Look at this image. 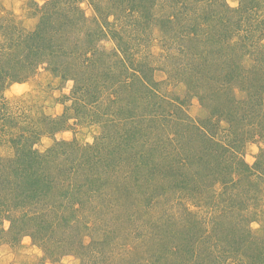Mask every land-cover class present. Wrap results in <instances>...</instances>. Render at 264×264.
<instances>
[{
  "label": "rangeland",
  "instance_id": "rangeland-1",
  "mask_svg": "<svg viewBox=\"0 0 264 264\" xmlns=\"http://www.w3.org/2000/svg\"><path fill=\"white\" fill-rule=\"evenodd\" d=\"M58 16L75 22L69 72L0 86V168L23 135L51 151L27 221L0 192V264H165L152 235L184 234L191 255L188 232L200 253L236 228L250 247L220 264H264V0H0L4 57Z\"/></svg>",
  "mask_w": 264,
  "mask_h": 264
},
{
  "label": "trees",
  "instance_id": "trees-1",
  "mask_svg": "<svg viewBox=\"0 0 264 264\" xmlns=\"http://www.w3.org/2000/svg\"><path fill=\"white\" fill-rule=\"evenodd\" d=\"M49 19H52V17H49ZM73 20L74 18L70 16H58L57 19L51 20V24L49 22H47L46 24H42L38 30L30 33L26 37L27 40L22 41V44L18 49V52H20L19 56L16 52L10 54V57H13L14 59H10V57H4L6 54L4 50L5 44L0 41V62H2L3 65L5 62L8 63L7 66H4L0 69V80H2L0 81V86L3 88V86H5L7 82L25 81L31 76V74H33V72H26L28 68L34 70L40 65L47 66L46 64H48L52 72H62V75L63 73L67 74V72H69L68 63L70 64V62L68 61V63H65L61 56L64 55L66 57L67 55H69V50L74 49L70 47V42H68L65 38H62V36H65L68 31L76 32L74 27L72 26V24H75ZM69 59H71V57ZM130 70L133 71L132 76L136 78H139V74L142 73V69L135 67L134 65L130 68ZM75 104L77 105L78 103ZM238 117L242 118L240 115ZM50 125L51 128H53V130L56 132L58 130H61L62 124L57 123L56 120L52 119ZM48 132L51 133L52 130H49ZM28 140V136L23 135L21 140L23 146L19 145V142L14 143V146H16L18 149L16 158L12 159V166L16 165L17 168L14 171L10 170L9 172L5 171V167L0 168V192L4 190L3 194H6L5 191H7L8 194L12 195V205L15 209H23L22 214L24 215V221H27V219L25 218V214L27 212L24 211L30 209L29 211L33 212L34 208L32 207L36 205V202L39 201L42 195L46 196L49 192V190H45V187L48 186V181H44L45 176L43 175V172H40V170L46 167L45 158L51 153V151L46 152L47 154L45 155L40 151L28 149L26 146ZM53 154L54 150L52 151V155ZM207 156H204L203 154L199 156L200 161L203 162L201 165H204L205 161L208 162V159L206 160V158H208ZM98 165L99 163L95 164L94 170H98ZM244 171L246 172L248 171V169ZM184 177L185 175L182 174V178ZM180 188L188 190L183 187ZM238 189L239 187L237 186L234 190ZM4 202L5 199H2L0 197V206H2ZM192 226L194 229L196 227L195 223ZM41 228H43V231L49 232V229L51 227L47 225V228L42 226ZM236 229H238V234L234 232L228 239L229 242L226 245H231V248L233 246H236V253L240 252L244 254L245 250H243V248L246 249V245L247 247H250L252 237L250 231L247 228ZM239 230L244 232H240ZM189 233L191 234V236ZM152 237H154L155 241L158 242L159 245L157 247V250L150 251V257L155 258L161 262L165 259V264H171L172 254L176 255V253L178 254L180 252L179 247L181 243H177V241L183 239L185 235L179 232H166L165 230L163 234L152 235ZM186 237H188V239L190 238L188 252H190L191 255L179 253V255L183 254L182 258L180 259H184L186 261L184 263L186 264H190L189 259H192V256L196 257V255L198 259L202 260V264H220L221 262L218 260L219 258H221L220 252H226L223 254V256L227 254L226 258H228V252L232 251L230 247L221 244L211 246V241L206 240V246L203 244V246H205L206 248L204 247L203 250L201 249L202 251L199 253L198 250L196 252L195 244L203 242L206 234L203 232L199 234L197 231H193V233H191L190 231L188 232ZM175 242L176 244L174 245ZM193 245H195L194 248H192ZM215 248H217L219 252ZM137 260L139 259H137L136 257V261Z\"/></svg>",
  "mask_w": 264,
  "mask_h": 264
}]
</instances>
